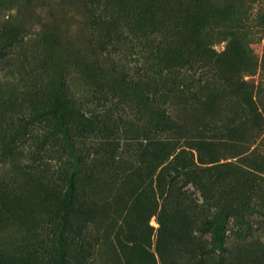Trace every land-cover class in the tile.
Returning <instances> with one entry per match:
<instances>
[{
    "label": "rangeland",
    "instance_id": "374dc122",
    "mask_svg": "<svg viewBox=\"0 0 264 264\" xmlns=\"http://www.w3.org/2000/svg\"><path fill=\"white\" fill-rule=\"evenodd\" d=\"M170 1V17L191 12V0ZM136 4L0 0V260L53 264L68 243L69 264H196L191 238L208 241L211 220L226 250L203 264H264V0H207L205 10L216 52L228 46L221 33L247 18L235 76L262 116L251 135L240 93L193 73L203 58L172 30L146 42ZM164 135L170 147L151 173L136 142ZM181 150L195 172L168 168L156 181ZM64 174L93 212L67 218L82 239L61 228L53 195Z\"/></svg>",
    "mask_w": 264,
    "mask_h": 264
},
{
    "label": "trees",
    "instance_id": "16d2710c",
    "mask_svg": "<svg viewBox=\"0 0 264 264\" xmlns=\"http://www.w3.org/2000/svg\"><path fill=\"white\" fill-rule=\"evenodd\" d=\"M139 6H135V14H141L144 17V21L139 30H142V35L145 36L146 42H149L148 39L150 36H155L159 29V26H164L165 28L172 30L176 37V41L182 46H185L187 51L193 52V54L199 53L203 58L201 65L193 73H211L212 78L218 77L226 87L229 89L235 90L240 93L239 97L245 103L250 112L251 120L253 121L252 125L249 126V133L251 135L252 131H257L261 129L262 116L261 114L254 109V102L251 99V90L252 85L247 83L244 80L239 81L236 76V59L240 57L238 44V34L240 32H245L249 29V25L246 23V16H240L238 23L233 24L232 27L228 28L221 35L224 38H228V46L226 49L221 52H216L212 48L211 38L212 34L209 28L207 29L208 18L206 16L207 0H191L193 3L191 12L187 11L185 16H169L172 11V3L170 0H135ZM136 4V5H137ZM258 24L264 25V7L261 10V13L257 17ZM153 38V37H151ZM241 58V57H240ZM239 58V59H240ZM242 60V59H241ZM246 67H249V60H246ZM193 80V78L191 79ZM167 82V81H165ZM182 82V81H181ZM180 83V82H179ZM165 84V83H162ZM191 84L188 80L180 83L181 87H185ZM157 85V84H156ZM175 90L179 91L178 85H174ZM178 87V88H177ZM156 89V88H155ZM181 91V90H180ZM179 91V92H180ZM155 93L158 91H154ZM157 94V93H156ZM146 98L148 97L145 94ZM166 115V114H165ZM163 119L164 122L167 121V117ZM92 121V120H91ZM105 127V126H103ZM108 127V126H106ZM108 128H106L107 130ZM103 130V128H102ZM112 136H115V133L110 135H103V139H112ZM167 136H159L158 138H145V143L136 142L137 146H142V151L140 157L142 158L143 166L146 170L152 169L151 173L154 172V168L160 165L164 157L166 158V150L169 149L170 144ZM115 138V137H114ZM201 146V141L196 145V148ZM156 150L152 152L150 149ZM148 154V155H147ZM159 160V161H158ZM198 167L196 163L190 158V153L186 150H181L172 155L170 161L163 165L157 172L156 181L164 179V177H170L172 173H184V175H190L195 172V169ZM170 169L172 173H166L167 169ZM214 166H208L207 169H213ZM60 182V190L54 193L55 199L58 201L59 207H57L63 215L61 220V228L63 231L75 232L76 237L83 238L82 229L76 228L74 225L68 222V216L79 214L81 216H89L93 212L88 209V206L84 201L81 200V197L77 191V183L75 175L64 174L61 178L57 179ZM57 182V181H56ZM209 229L211 232V237L208 241H197V237L191 238V243L197 244V260L196 264H203V259L205 256L214 254V251L224 252L226 248L223 245L224 237L221 231L213 228V221H208ZM62 234L58 235L60 241H62ZM69 244L67 243V249H62V246L58 245L60 250L59 258L58 255L53 256V264H69L68 259L72 257L73 252L69 249ZM159 250V248H158ZM57 258V259H56ZM68 258V259H67ZM189 263V262H188ZM0 264H10L8 261L0 260Z\"/></svg>",
    "mask_w": 264,
    "mask_h": 264
}]
</instances>
